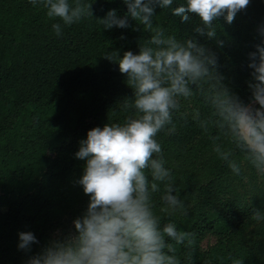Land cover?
<instances>
[{"label": "trees", "instance_id": "1", "mask_svg": "<svg viewBox=\"0 0 264 264\" xmlns=\"http://www.w3.org/2000/svg\"><path fill=\"white\" fill-rule=\"evenodd\" d=\"M92 17L62 27V36L52 30L45 9L30 0H0V247L10 264L19 256L31 258L46 247L53 229L63 226L68 215L74 220L86 209L88 196L78 180L84 161L75 157L87 131L108 122H122L123 100L133 97L126 74L105 55L109 51H139L149 38L139 22L129 19L128 28L104 29L98 20L109 10L119 16L127 12L122 0H87ZM178 6L177 3L173 7ZM154 27L178 38L196 36L214 51L218 71L243 99L249 93L245 80L248 53L256 50L264 25V0H250L231 24L216 21L217 38L197 36L198 18L182 22L168 10L156 7ZM222 41V46L217 43ZM201 118L208 108L193 97ZM173 133L161 132L166 167L172 169L173 186L186 206V215L167 217L193 234V264H264V231L249 236L252 208L264 210V193L243 201L226 192L222 181L228 174L224 161L213 151V143L192 116L175 118ZM214 134V132H213ZM208 156L207 173L198 176L174 163V159ZM31 231L39 243L31 250L18 248V233ZM206 233L217 242L202 248ZM178 247L183 258L184 248Z\"/></svg>", "mask_w": 264, "mask_h": 264}, {"label": "clouds", "instance_id": "2", "mask_svg": "<svg viewBox=\"0 0 264 264\" xmlns=\"http://www.w3.org/2000/svg\"><path fill=\"white\" fill-rule=\"evenodd\" d=\"M127 12L119 16L109 10L98 20L104 29L128 28L129 19L139 22L147 33L137 53L108 51L105 57L126 74L133 97L126 98L122 122H108L87 131L75 157L83 160L78 183L88 196L84 212L73 220L74 230L52 240L28 264H193V234L167 217L186 215V206L173 186L172 169L166 167L161 132L173 133L175 118H186L184 102L199 96L208 108L192 119L213 143V151L233 176L248 181L254 171L264 182V40L248 53L245 80L247 99L226 82L218 71L214 51L196 36L178 38L154 27V10L159 7L182 22L198 18L197 36L217 38L216 21L231 24L250 0H122ZM40 5L49 19L59 18L51 28L59 37L62 27L92 17L87 0H30ZM177 3L178 6L173 7ZM264 37V25L258 28ZM222 46V41L217 40ZM214 132V134H213ZM252 219L264 222V210L252 208ZM39 243L31 231L18 233V248L29 251ZM183 246V258L178 247ZM232 264H242L234 258Z\"/></svg>", "mask_w": 264, "mask_h": 264}, {"label": "rangeland", "instance_id": "3", "mask_svg": "<svg viewBox=\"0 0 264 264\" xmlns=\"http://www.w3.org/2000/svg\"><path fill=\"white\" fill-rule=\"evenodd\" d=\"M182 110H187L188 116H192L198 110L194 99L190 102H184ZM174 163L187 169L189 171H195L198 176H205L207 173L208 156L195 158L185 157L181 159H174ZM223 187L227 193L232 196L239 197L243 201H246L248 197L255 194L264 193V182H258L254 171L249 172L248 181L245 183L241 177L233 176L230 169L226 178L222 181ZM247 234L249 236H257L259 232L264 231V222L257 224L255 221H251L248 225ZM74 230L73 220L70 216H66L64 224L61 227L53 229L51 232V240L61 238ZM217 242V237L214 234L206 233L202 240V248L209 249ZM6 253L2 251L0 247V264H10L5 257ZM29 257L19 256L17 264H28Z\"/></svg>", "mask_w": 264, "mask_h": 264}]
</instances>
